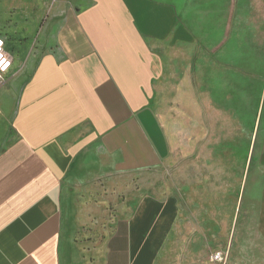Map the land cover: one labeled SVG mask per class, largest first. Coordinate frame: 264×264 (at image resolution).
I'll return each mask as SVG.
<instances>
[{
    "label": "crops",
    "instance_id": "0c3cea01",
    "mask_svg": "<svg viewBox=\"0 0 264 264\" xmlns=\"http://www.w3.org/2000/svg\"><path fill=\"white\" fill-rule=\"evenodd\" d=\"M190 1L0 0V264H236L239 206L264 229V51Z\"/></svg>",
    "mask_w": 264,
    "mask_h": 264
},
{
    "label": "rangeland",
    "instance_id": "374dc122",
    "mask_svg": "<svg viewBox=\"0 0 264 264\" xmlns=\"http://www.w3.org/2000/svg\"><path fill=\"white\" fill-rule=\"evenodd\" d=\"M231 4L230 0H191L190 8L215 10L216 13H219L218 19H213L214 27H219V31L221 30L224 34L229 31L230 27L228 9ZM237 4L241 6L237 14V20L240 22V36L247 34L253 36L256 39L257 53H262L264 51L262 38L264 35V0H237ZM0 32L8 42L6 28L1 24V21ZM239 207L237 219L234 220L232 226L234 235L218 239L219 249L225 251V257L221 262L232 258L236 260V264H264V229L260 227L259 215L256 211H252L259 208L260 205L251 204Z\"/></svg>",
    "mask_w": 264,
    "mask_h": 264
},
{
    "label": "built area",
    "instance_id": "2783aa9c",
    "mask_svg": "<svg viewBox=\"0 0 264 264\" xmlns=\"http://www.w3.org/2000/svg\"><path fill=\"white\" fill-rule=\"evenodd\" d=\"M12 66V56L10 52L6 49L5 38L1 35L0 32V84L4 81L7 73L9 72ZM212 260L214 261H223L224 255L221 251H217L212 254Z\"/></svg>",
    "mask_w": 264,
    "mask_h": 264
}]
</instances>
